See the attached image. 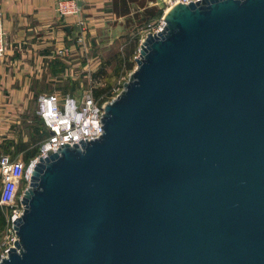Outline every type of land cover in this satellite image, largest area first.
<instances>
[{
  "label": "water",
  "instance_id": "obj_1",
  "mask_svg": "<svg viewBox=\"0 0 264 264\" xmlns=\"http://www.w3.org/2000/svg\"><path fill=\"white\" fill-rule=\"evenodd\" d=\"M164 23L102 134L36 160L0 264H264V0Z\"/></svg>",
  "mask_w": 264,
  "mask_h": 264
},
{
  "label": "crops",
  "instance_id": "obj_2",
  "mask_svg": "<svg viewBox=\"0 0 264 264\" xmlns=\"http://www.w3.org/2000/svg\"><path fill=\"white\" fill-rule=\"evenodd\" d=\"M55 1L0 0L6 48L0 60V143L15 142L18 126L30 123L28 118H38L35 98L44 93L52 76L73 81L79 75L87 77L90 61L96 59L94 49L129 35L130 23L139 22L145 12L162 14L165 0H76L87 22L84 56L73 46L72 19L61 25L55 18ZM65 46L71 47L70 56L57 57L55 52Z\"/></svg>",
  "mask_w": 264,
  "mask_h": 264
},
{
  "label": "built area",
  "instance_id": "obj_3",
  "mask_svg": "<svg viewBox=\"0 0 264 264\" xmlns=\"http://www.w3.org/2000/svg\"><path fill=\"white\" fill-rule=\"evenodd\" d=\"M199 0H165L162 14L154 23L145 26L139 37L138 44L142 38L149 33L155 34L164 26V13L172 5H187ZM55 18L60 20L61 25L67 19H72L71 27L74 29L73 46L81 56L87 52L85 45V36L87 33V22L80 16L79 6L76 0H56L52 10ZM4 31L0 19V60L5 54ZM71 47H62L55 52L58 57L67 58L70 56ZM134 58V57H133ZM130 72L120 76L114 85L108 91V97L99 102L94 100L91 94L82 92L80 96H73L67 93H42L35 98L36 115L39 118L42 127L47 130V137L39 143L37 154L28 160L27 164L18 158H10L8 155H0V206H6L9 214L6 218L5 229L2 233L0 242V258L6 255V252L12 242L15 234L11 227V222L22 212V205L16 194L17 188L21 182L29 180V174L38 158H44L47 151L56 152L61 145H78L79 141H93L102 134L100 118L103 113V107L112 101L122 90L123 83L127 80ZM3 239H6L5 241Z\"/></svg>",
  "mask_w": 264,
  "mask_h": 264
},
{
  "label": "rangeland",
  "instance_id": "obj_4",
  "mask_svg": "<svg viewBox=\"0 0 264 264\" xmlns=\"http://www.w3.org/2000/svg\"><path fill=\"white\" fill-rule=\"evenodd\" d=\"M153 11H147L139 19V22L130 23V30L122 38L111 41L107 47L103 49H94L93 54L96 56L95 60L90 62V71L87 73V77L78 76V79L75 81L69 79L68 77H53L49 80L47 86L43 90L44 93H67L69 95L80 96L82 92H87L96 101H103L108 97L109 89L114 85L117 79L124 74L131 72L135 63L133 57L137 55L138 41L135 48H133L132 40L137 37L139 40L140 35L142 34L145 26L151 23H154L157 16ZM133 48V49H132ZM80 61V59H79ZM62 64V63H61ZM92 74H95L92 77ZM65 78V79H64ZM30 123L19 125V133L15 134V140L27 142L29 148L39 147L40 140L35 138V135L32 134V129L36 128L43 130L40 126V121L38 118H28ZM6 155L10 158L15 157L23 160L22 153H13V149L5 150ZM1 186V182H0ZM27 186L25 181L21 182L17 188L16 194L21 196V192ZM3 233V232H2ZM2 233L0 230V242L2 240ZM4 241L6 239H3ZM2 247V246H0Z\"/></svg>",
  "mask_w": 264,
  "mask_h": 264
},
{
  "label": "trees",
  "instance_id": "obj_5",
  "mask_svg": "<svg viewBox=\"0 0 264 264\" xmlns=\"http://www.w3.org/2000/svg\"><path fill=\"white\" fill-rule=\"evenodd\" d=\"M154 14L158 18L161 15V12L160 11H156ZM137 41H138L137 37H135V39L133 38V40H132L133 48H135V46L137 45ZM94 75L95 74H92V77ZM40 126H41V128L43 130H39V129H36V128H30V129H32V134L35 135V138H37L41 142L47 137L48 132H47L46 129H44V127H42L41 122H40ZM11 148L13 149V153L14 154H17V153H22L23 154V160L21 159V161L24 162V164H27L28 160L33 158L38 152V147L29 148L28 143L27 142H23L21 140L18 141V142H16V140H15V142H13L11 140V141H4V142L0 143V152L2 154L5 153V150H9ZM12 158H14V157H11V159ZM8 214H9L8 208L6 206H0V230H1V233L5 229L4 226H5L6 218H7Z\"/></svg>",
  "mask_w": 264,
  "mask_h": 264
}]
</instances>
